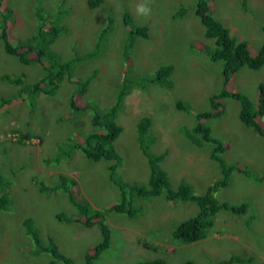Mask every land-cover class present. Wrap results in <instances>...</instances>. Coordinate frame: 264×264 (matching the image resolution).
Wrapping results in <instances>:
<instances>
[{
    "label": "rangeland",
    "instance_id": "rangeland-1",
    "mask_svg": "<svg viewBox=\"0 0 264 264\" xmlns=\"http://www.w3.org/2000/svg\"><path fill=\"white\" fill-rule=\"evenodd\" d=\"M62 1L68 7L67 15L62 18L66 31L50 49L64 61L90 52L100 30L108 19L111 22L101 52L95 58L72 65V78L96 72L81 98L101 107L110 104L113 91L122 87L126 66L132 75L149 77L159 65L172 68L170 88L147 84L143 89H132L124 97L115 119L120 132L113 143L120 157L116 170L119 179L128 185L146 184L147 164L135 144V125L142 117L150 120L156 138L150 147L152 153L166 154L160 168L173 189L185 182L192 186L195 195H201L207 186L221 179L218 165L210 159L211 144L196 146L182 133L196 124L197 113L209 111L208 97L223 86L222 62L210 61L204 52V47L211 46L212 41L203 36V28L193 13L194 0H102L92 10L86 7V0H0V17L4 7L10 11L7 33L11 44L34 32L36 6L54 14L56 5ZM207 1L214 19L227 32L234 31L231 36L242 39L249 53L255 52L264 40L261 31L264 0ZM140 4L150 8L147 16L137 15ZM124 13L134 25L147 30L145 38L134 39L126 59L122 56ZM2 75H21L28 85L41 78L43 71L37 63L22 64L15 56L5 54L0 42V97L14 95L16 89L3 81ZM258 83H264V64L258 70L241 67L225 87L254 105ZM58 87L55 96L40 98L35 117H30L23 100L0 111V175L10 180L13 204L11 212L0 213V264H48L49 255L28 256L24 252L27 237L21 220L25 216L31 217L39 233L51 237L58 251L74 264H82L84 256L99 242L96 227L85 228L74 221L58 220L56 215L60 213L67 219L75 215L66 195L60 191L50 195L39 193L32 179L48 185L47 180L55 175H65L75 181L74 192L94 209L112 206L118 199L116 189L107 179L108 163L103 160L92 162L74 152L68 159L43 162L44 157L55 156V146L69 131L81 134L89 130L88 114L68 119L73 104L78 102L77 97H71L74 84L61 80ZM218 102L222 114L200 121L201 124L210 128L211 137L223 142L225 148L220 157L225 166L247 168L260 181L234 171L228 184L213 196L233 206L246 203L244 211L238 215L217 212L207 237L182 244L171 237V232L178 222L195 213L191 203L167 202L162 194L138 201L141 214L135 219L113 212L106 216L111 231L109 247L93 264H136L156 259L164 264L184 261L215 264L230 256L249 258L248 264H264V139L242 126L237 101L223 98ZM259 124L264 126V117ZM12 129L38 132L41 139L19 144Z\"/></svg>",
    "mask_w": 264,
    "mask_h": 264
},
{
    "label": "trees",
    "instance_id": "trees-1",
    "mask_svg": "<svg viewBox=\"0 0 264 264\" xmlns=\"http://www.w3.org/2000/svg\"><path fill=\"white\" fill-rule=\"evenodd\" d=\"M101 3L102 0H86V7L92 10L99 7ZM9 12L4 7L2 18L0 17L2 51L7 55L15 56L22 64L37 63L41 67L43 75L38 81L28 85L24 83L21 75L15 77L2 75L1 79L14 86L16 92L11 96L8 94L7 97H0V111H3L2 109L5 107L8 108V105H12L13 102L23 100L28 107L30 117H35L36 106L42 96H55L59 88L58 85L63 79L74 84L71 97L72 99L73 96L77 97L78 102L77 105L73 104L68 119L75 120L88 114L89 130L81 134L69 131L64 139L55 146L53 152L55 156L51 159H44V157L43 162H58L64 158L68 159L74 152H78L92 162L103 160L108 163L106 168L107 179L118 194L116 204L94 209L93 206L74 192L75 181L65 175H55L47 180L48 185H45L42 181L32 179V183L39 193L50 195L51 192L60 191L66 195L75 215H73V219H67V216L60 213L56 215L58 220L74 221L84 225L85 228L96 227L100 237L99 242L90 254L84 256L82 264H93V261L97 260L109 247L111 231L109 225H107L106 216L113 212L124 215L128 219H135L141 214L138 201H145L162 194L167 202L191 203L195 207V213L178 222L171 232V237L179 240L182 244H189L207 237L217 212L226 211L238 215L244 211L247 207L246 203H240L236 206L229 205L217 201L213 194L216 190L228 184L230 174L234 171L257 182L260 181V178L247 168L242 169L234 165L225 166L220 157L225 148L223 142L211 137L210 128L202 125L200 121L220 116L223 109L220 108L218 101L223 98H230L239 103L238 120L242 126L251 129L257 136L264 139V126L259 124V120L264 117V83L257 84V99L254 105H250L239 93L225 87L229 79L241 67L258 70L264 64V42L251 55L244 41H238L230 36L227 30L213 18L207 0H194L193 13L203 28V36L212 41L211 46L204 47V52L210 61L222 62L220 73L223 85L217 93L208 97L209 111L197 113L195 115L196 124L192 128L183 129L182 131L183 136L196 146H200L202 143L211 144L210 159L218 165L222 173L221 179L207 186L201 195H195L189 183L181 182L175 189L170 186L166 173L160 168V163L166 155L165 152L153 154L150 149L156 138L151 131L150 120L147 117L140 118L135 125V144L145 159L148 169L146 184L144 186L138 184L128 185L116 175L120 157L113 143L119 135L120 127L116 124L115 119L122 108L124 97L132 89H143V86L147 84L155 83L161 87L170 88L171 66L159 65L151 77L142 74L132 75L131 71H128L129 66H126L122 87H116L112 93L113 100L111 103L101 107L87 98H81L86 93L89 82L96 72L92 71L88 76L78 79L72 78L71 69L74 63L95 58L101 52L111 25L110 19L106 22L105 27L100 30L95 45L90 52L81 56L74 55L64 61L50 49V45L66 31L65 26L62 24V18L67 15L68 7L63 4V1L56 5L54 14L43 11L40 6H36L34 17L37 23L34 32L23 40H15L14 44H11L7 33V23L10 16H7V13ZM122 22L125 28L122 56L126 59L134 39L146 37V28L134 25L129 15L125 13L122 15ZM261 29L264 31V25ZM42 113L41 115H43ZM11 133L15 135L13 137L17 138L19 144L33 138L41 139L38 132L32 134L27 129H12ZM10 185V180L0 175V213L12 211ZM32 220L28 216L23 217L21 220L24 235L27 237V246L24 252L28 256H31L32 253L33 256L35 254H47L50 257L48 264H74L71 259L58 251L51 237L39 233ZM28 250L30 252H27ZM249 262V258L230 256L215 264H248ZM136 264H164V262L161 259H156ZM181 264L193 263L184 261Z\"/></svg>",
    "mask_w": 264,
    "mask_h": 264
},
{
    "label": "clouds",
    "instance_id": "clouds-1",
    "mask_svg": "<svg viewBox=\"0 0 264 264\" xmlns=\"http://www.w3.org/2000/svg\"><path fill=\"white\" fill-rule=\"evenodd\" d=\"M150 13V8H148L147 6H145L144 4H140L138 7H137V15H144V16H147L148 14ZM147 31V30H146ZM125 73V71H124ZM40 79V78H39ZM38 79V80H39ZM37 80V81H38ZM65 80V79H63ZM34 83V82H32Z\"/></svg>",
    "mask_w": 264,
    "mask_h": 264
},
{
    "label": "crops",
    "instance_id": "crops-1",
    "mask_svg": "<svg viewBox=\"0 0 264 264\" xmlns=\"http://www.w3.org/2000/svg\"><path fill=\"white\" fill-rule=\"evenodd\" d=\"M213 18H215L214 16H213ZM216 19V18H215ZM217 21H219V20H217ZM220 22V21H219ZM261 31H262V34L264 33V31L261 29ZM228 33L230 34V36H231V33H235L234 31L233 32H229V30H228ZM238 41H242V39H238ZM263 42H264V40H263ZM262 42V43H263ZM251 55H253L254 54V52H251L250 53ZM238 174H241V173H238ZM242 175V174H241Z\"/></svg>",
    "mask_w": 264,
    "mask_h": 264
}]
</instances>
